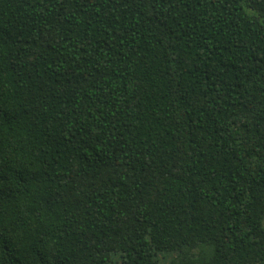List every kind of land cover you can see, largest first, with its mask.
Listing matches in <instances>:
<instances>
[{
	"label": "trees",
	"instance_id": "trees-1",
	"mask_svg": "<svg viewBox=\"0 0 264 264\" xmlns=\"http://www.w3.org/2000/svg\"><path fill=\"white\" fill-rule=\"evenodd\" d=\"M0 264H264V0H0Z\"/></svg>",
	"mask_w": 264,
	"mask_h": 264
}]
</instances>
